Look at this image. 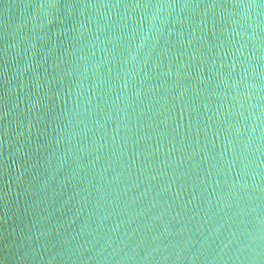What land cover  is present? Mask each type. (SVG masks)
I'll list each match as a JSON object with an SVG mask.
<instances>
[{
	"label": "water",
	"instance_id": "95a60500",
	"mask_svg": "<svg viewBox=\"0 0 264 264\" xmlns=\"http://www.w3.org/2000/svg\"><path fill=\"white\" fill-rule=\"evenodd\" d=\"M0 264H264V0H0Z\"/></svg>",
	"mask_w": 264,
	"mask_h": 264
}]
</instances>
